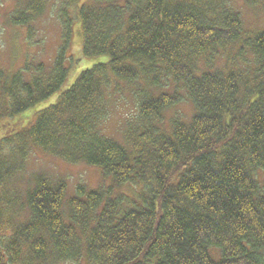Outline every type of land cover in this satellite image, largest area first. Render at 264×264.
I'll list each match as a JSON object with an SVG mask.
<instances>
[{
    "label": "trees",
    "instance_id": "16d2710c",
    "mask_svg": "<svg viewBox=\"0 0 264 264\" xmlns=\"http://www.w3.org/2000/svg\"><path fill=\"white\" fill-rule=\"evenodd\" d=\"M71 1L52 61L0 71V264H264V28L227 0ZM35 149L101 184L19 190Z\"/></svg>",
    "mask_w": 264,
    "mask_h": 264
},
{
    "label": "rangeland",
    "instance_id": "374dc122",
    "mask_svg": "<svg viewBox=\"0 0 264 264\" xmlns=\"http://www.w3.org/2000/svg\"><path fill=\"white\" fill-rule=\"evenodd\" d=\"M27 1L29 0H0V71L14 72L21 68L25 61H52L61 41L60 10L63 8L69 15L74 4L71 0H42L40 8L34 9L38 13L31 15L30 12L27 13L29 11L26 6ZM227 2L238 13L240 11L243 25L252 30L264 28V0H227ZM84 9L89 12V7L86 5ZM19 10L27 13L25 17L29 19L25 23H15V13ZM75 31L70 36L66 53L78 46L77 40L80 36L78 31L77 33ZM108 106V119L102 124L103 131L108 137L121 140V122L127 117L130 108L134 107L133 101L130 95L125 93L124 98L116 96ZM180 108L188 110L189 107L183 104ZM27 154L29 157L25 160L24 183L19 187L23 192L29 186L27 180L31 171L33 174L43 172L56 179L58 176L63 178L67 198L73 195L74 187L80 183L88 187L101 184L102 172L94 166L81 162H65L36 149L28 151ZM0 232L1 235H7L10 229L7 227Z\"/></svg>",
    "mask_w": 264,
    "mask_h": 264
}]
</instances>
